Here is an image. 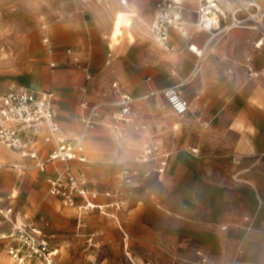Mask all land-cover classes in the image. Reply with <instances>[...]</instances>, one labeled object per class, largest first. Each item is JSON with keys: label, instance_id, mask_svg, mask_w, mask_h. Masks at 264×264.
Returning <instances> with one entry per match:
<instances>
[{"label": "rangeland", "instance_id": "obj_1", "mask_svg": "<svg viewBox=\"0 0 264 264\" xmlns=\"http://www.w3.org/2000/svg\"><path fill=\"white\" fill-rule=\"evenodd\" d=\"M57 1L0 0V95L11 86L26 87L37 91L53 93L56 113L89 112L81 107L83 101L89 102V107L98 106L96 109L98 116L101 115V112H109L105 118H102L105 120L104 122L99 121L97 117L94 118L92 126L87 131L84 145L86 162L83 164L79 162L71 163V166L81 174L83 179L95 185L100 184V186H105L108 182L116 180L115 178L123 167L145 172L139 166V160L140 158L142 160V157H139L138 160L129 159L123 162L107 158V154H110L109 152L114 151V153H119L132 139L138 138L130 129L126 130L125 136L120 141H115L111 136V130H114V127L118 125L115 120L118 116L117 97L113 94L112 87L115 82H120L128 91L141 96L150 94L152 91H158L155 96H151L144 106L142 105L141 107V112L145 116L143 121L147 125V132L145 134L148 139L158 138L161 132L172 130L173 135L177 138L189 137L190 144L188 148L190 149L195 145L198 146L202 131L215 134V129L211 126L212 116L219 112H229L228 110L230 109V112L234 113L230 117L225 118V124L227 123L231 126V130L225 132L226 136L231 139L237 138L238 135L244 137L255 152V154L251 155L252 158L264 156L263 106H261V110H257L256 112L257 129L249 127V114L252 110L248 105V93L246 90L248 85L255 81L250 79L247 66L245 80L234 90L230 80L233 75L231 69H226L224 72L225 76H222V73H220L219 75H215L214 78L208 79L204 71V63L210 58V50L207 52L205 57L199 61V65L203 66V86L201 99L196 108V113L202 115V121L198 124L202 131H197L191 135L186 134V127L187 123L190 122V118L186 117L184 120H181L173 115L161 93V90L170 83H179L177 78L172 75L173 67H177L179 73L187 77L184 80L185 85L191 81L192 75L190 76V72L192 64L190 63L187 72L184 71L185 66H180L182 63L188 61L183 46L175 45V52L173 53L177 54V58L171 62L169 67L167 66L163 69L159 78L151 79V81H148L150 75L147 71L144 75L142 71H136L133 66L131 68L127 67L126 70L124 68H116L125 55L126 45H132L136 40L134 28L138 26L145 27L150 32L149 27L157 12V7L152 14L151 6L142 0H128L127 6H123L121 0H117L118 7L117 10H114V13L112 12V19L113 17L114 19L108 33L95 34L82 20V28L80 29L82 33L76 41L77 46H70L59 51L60 35L56 20L58 14ZM74 1L79 4L83 3L80 0ZM113 4V0H107L104 6L99 7L109 12ZM81 9L79 7L78 10L74 11L76 19L80 16L82 17ZM48 11L53 17L49 18L47 16ZM72 11L70 10L67 14L70 16ZM133 11L137 16L133 17L132 28L125 31L121 26H124V23L122 24L120 19L116 20L115 14L119 13L120 18L122 16H131ZM140 19L145 20L148 23V27L141 23ZM187 21L192 39H199L202 33L194 26L195 20L189 21L187 19ZM42 25L48 26L47 33L53 44L52 50L43 43L44 31ZM220 39L218 40L220 41ZM72 42L73 40H71L70 44H73ZM183 42L186 44L185 40ZM217 42L212 41L211 49H213ZM200 43H204V41ZM89 48L92 51L91 57L84 58L81 66L72 63L70 59L64 56V53L68 56L67 50L69 49L85 54L84 50ZM161 51L164 52L163 50ZM109 53L112 55L111 57ZM96 62H98L97 67L92 66V63ZM52 63H55V66H52ZM68 70H75V72ZM125 72H132L131 78H119L120 73L124 74ZM25 73L30 74L31 80L29 82L18 80L17 76ZM100 76H103V79L95 83V79H98ZM88 77L90 79L92 77V79L89 80ZM153 81L155 85H153ZM143 86L146 88L144 91L141 89ZM196 86H198V82L194 81L190 86H183L181 89L185 91L184 88H187V93L193 96ZM259 86L262 88L260 84ZM237 96L241 97L240 103L235 101ZM154 101H157V104L155 108H152ZM62 104L67 106L66 110L62 109ZM136 111L139 112V110ZM147 117L151 121H148ZM78 119L80 127L77 131L83 128L82 119H84V116L82 113ZM168 121H171L169 125L166 123ZM151 122L162 125L163 131L160 133L154 131ZM100 124H103L102 126L105 127L104 131L106 132H100ZM177 124L179 126L174 129ZM110 142L117 144L118 151L117 148L113 150ZM0 149L1 153L7 152L11 156V159H0V200L8 203V197L12 193L16 194L17 198L12 202L16 206L15 214L17 217H19V213L29 214L32 220L28 223L39 227L50 243L59 248L60 253L56 258V264H154L149 259L150 253L145 250L146 246L138 242V226L143 222L150 227H152L153 223L169 222L170 218H167L166 215L192 224L200 223L198 220L191 222L178 216H172L166 212L160 198L162 195H168V190L164 189L163 185L165 176L162 178V181L152 176L142 179L139 181V187L136 189H131L124 185L120 186L122 190H128V193H124L125 206L122 214H120V223L115 224L107 215L97 211L80 214L76 209L65 207L60 198L54 197L49 193V180L55 175L46 178V180L38 179L40 171L34 167V164L27 165L22 163L23 158H19L18 161L17 159L15 160L16 156L21 157L22 154L16 151L13 152L1 145ZM40 149L38 147L40 158H47L50 152L41 156ZM165 153L170 152L167 151ZM236 154L242 158L243 163L245 160L247 165H245V168H249L250 166L248 165L252 162L249 161V154L241 151L233 153V155ZM98 157L99 159H96ZM49 165L51 164H48V168ZM62 166L61 169L64 168L63 164ZM115 166H118L117 169L108 175L107 179L101 178L104 168H115ZM12 169H16V175L12 176L9 174V172H13ZM19 173H21L20 176H18ZM248 175L249 172L243 173L241 181L236 182L232 179V169H230L226 181L233 184H243L249 188H253L252 185H255L262 192V188L251 181ZM195 184L192 179H189L185 182V185L182 182L178 183L175 190L179 191L180 195H183L185 191H191ZM118 185L119 182L116 180L115 187L113 188L118 187ZM97 188L101 191H106L103 188ZM258 199L264 200L261 194ZM101 200H105V198L100 197L99 201L101 202ZM202 204L206 205L205 200H203ZM165 213L166 215H164ZM245 217H249L250 221L241 223L238 219L236 221L235 216H233L232 221L229 222L242 225L244 236L248 234L256 235V241H254L253 249H250L249 254L254 256L253 260L241 259V256L248 255V248L243 242L238 245H228L226 242L224 245H221L216 254L211 253L209 248L200 242H196L187 246V249L192 252L189 259L184 261L179 259V250L177 249L176 259L173 258L170 261L171 257L167 251L161 250L166 254V258L163 261L155 262V264H264V229L255 228L253 216H243V218ZM227 223L215 220L212 222V227L215 229V232L224 233L223 235L228 232V239L231 240L234 237L232 234H229L231 229L227 231L222 229ZM6 229H8L7 224L0 213V235L5 234ZM91 234H96L99 241H101L99 242V246H93L88 243V240L86 241ZM126 234L131 235L132 238L134 251L132 259L124 253L122 239ZM8 245V240L0 238V264H18L9 253ZM176 247L178 248V245ZM199 252H202L203 256H200ZM25 264L40 263L33 260Z\"/></svg>", "mask_w": 264, "mask_h": 264}, {"label": "crops", "instance_id": "obj_2", "mask_svg": "<svg viewBox=\"0 0 264 264\" xmlns=\"http://www.w3.org/2000/svg\"><path fill=\"white\" fill-rule=\"evenodd\" d=\"M114 4L112 9L107 12L106 10L100 8L99 6H104L105 4H98L96 2H89V3H82L79 4L74 0H58V14L56 16L57 26L59 31V51H62L64 48H69L77 46L76 41L82 31V20L83 23L90 27L92 32L95 34L106 32L108 33L111 29L113 19H112V12L117 10L118 3L117 0H113ZM144 3L151 6V13H154V10L158 6V3L161 0H142ZM186 5V18L189 21H193L196 19V10L198 6L197 0H184ZM255 1L264 6V0H250ZM128 0H126V4L122 3L123 6H127ZM81 9L82 17H78L76 19L75 10L78 8ZM72 8V9H71ZM60 9V10H59ZM70 10H73L71 13V17L67 14ZM122 12H130V11H122ZM134 13V11L132 12ZM117 14V13H116ZM116 20L120 19V22L127 23L132 26L133 24V17L136 16H122L119 18V13L116 15ZM47 16L49 18L53 17L52 14L48 11ZM123 26V25H121ZM192 26V25H191ZM123 28V27H122ZM132 27L123 28L125 31L130 30ZM150 29V27H149ZM201 32V36L199 39H192L186 40L180 36L178 32L171 33V44L173 46L172 51H165L160 48L156 42L154 41L151 32L147 28H142L140 26L134 28V33L136 40L132 45H126V52L123 56L121 63L119 64V68H124L126 70L127 67L131 68L134 67L136 71H142L145 75L146 71L150 75L148 81L151 79H157L161 76L162 71L165 67H169L171 62L177 58V54L175 52V45L183 46V49L186 51V56L188 61L182 63L180 66H185L184 71L187 72L190 67V63L192 64V70L190 72L192 84L194 81L198 82V86H196L194 95L191 96L187 90L184 88L185 96L193 102V105L188 113L184 116L180 117L175 115L172 110V114L175 115L177 118L184 120L186 117L190 118V122L187 123L186 127V134H192L195 132H201L202 129L198 126L201 123L202 118L200 113H196L197 106L199 104V100L201 99L202 95V86H203V66L201 67V71L198 75L195 73V65L197 62V56L194 52L189 49L190 45H194L199 49L203 50V57L207 54L210 50L209 56L210 58L205 61L204 63V71L206 76L209 78H214L215 75H219L222 73V76H225L224 72L226 69H231L233 73L232 78L230 79L233 85V88L239 87L240 84L245 80V72L247 67H251L256 71H264V46L260 51H256L254 49V44L258 40V33L253 32L247 29H235L229 34L225 36H220L217 38H211V35L208 32ZM221 38V39H220ZM222 40V42H220ZM71 40H73V44H70ZM183 40L186 41L184 44ZM204 43H200L203 42ZM212 41H218L217 44L211 49ZM188 49V50H187ZM163 50L164 52H162ZM86 53H81V58L84 61L88 56L91 57V49L84 50ZM168 53V54H167ZM135 54V55H134ZM111 54L109 53V56ZM64 56L72 61V59L68 56ZM112 56V55H111ZM62 59V58H59ZM250 59V61H249ZM73 63V62H72ZM185 64V65H183ZM98 62L92 63V66L97 67ZM247 66V67H246ZM122 70V69H120ZM65 71V70H64ZM70 72H75V70H68ZM122 72V71H121ZM132 73V72H131ZM130 72H125L124 74L120 73L119 78L129 79L131 78ZM179 73L177 67H173L172 75L177 78L178 84L181 81H184L187 77L181 75ZM163 76V75H162ZM18 80L23 82H29L31 80L30 74H20L17 76ZM165 79V77L163 76ZM89 80L91 79L88 77ZM103 79V76H100L98 79H95V83L100 82ZM88 80V81H89ZM255 82H251L246 92L248 93V105L252 112L249 114V127H253L257 129V117L256 112L257 110H261V106L264 107V87L260 80L251 79ZM122 90L128 94L136 96L138 98L137 101V112L136 118L130 126H125L123 129L119 130V136H114L113 133H117L115 129L118 126L114 127V130H111V136L115 141H120L125 136L126 130L130 129L133 133L138 136V138L132 139L125 147H123L119 153H114V151L109 152L107 154V158L115 159L120 162L125 160H138L140 158V165L141 168L145 171L148 169H152L157 166V162H143V150L147 143H154L157 148L158 152L162 155L168 156V166L164 174L157 175L153 174L152 177H156L159 181H162V178L165 176L164 181V189L168 190V195H162L160 198L162 200V204L166 209L168 214L170 213L172 216H178L184 218L188 221H195L198 220L200 223L192 224L188 223L183 220H178L177 218H171L170 216L166 217L170 218L169 222H158L153 223L152 227L148 226L144 222L138 226V242L141 245L146 246L145 250L150 253L149 259L155 264V262L163 261L166 258V254L161 250L167 251L170 255V261L176 257L177 249L179 250L178 256L181 260H187L191 257L192 252L187 249V246H190L192 243L200 242L202 245L209 248L210 252L216 254L220 249L221 245H224L226 242L228 245H238L242 242L248 248V255L241 256V259L245 260H253L254 256L249 255L250 249H253V244L256 241V235L248 234L244 236L242 229L244 230L242 225L237 223L229 222L232 221V217L235 216V220H239L241 223H245L243 220V216H253L254 223L253 225L255 228H263L264 229V200L258 199L260 194L261 197L264 198V156L261 158H252L251 155L255 154L253 147L246 142L244 137L238 135L237 138L231 139L230 137L226 136L227 131L231 130V126L229 124H225V118L230 117L234 112H219L212 116L211 122L212 127L215 129V134H209L205 131H202L200 134V139L198 142V146L188 148L189 137L188 138H177L173 135V131L169 130V132H161L162 125L151 122L154 131L161 132L164 134H160L158 138H147L145 134L147 132V125L144 123L145 116L144 113L141 112L142 105L146 103L151 96H155L158 91H152L150 94L147 95H139L134 92L128 91L120 82ZM155 85L154 81L152 82ZM188 83L184 85V87H188L191 84ZM262 86V88L259 86ZM177 85V83L173 82L170 83L168 86ZM166 86V87H168ZM165 87V88H166ZM161 90V93L165 89ZM143 91L146 89L144 86L141 88ZM196 92H199V98H195ZM114 94V90H113ZM116 96V95H115ZM117 97V96H116ZM162 97L165 99L162 93ZM166 101V99H165ZM237 103L241 102V97L237 96L235 99ZM86 102L83 101L82 104ZM157 102V101H156ZM155 101L153 102L152 108L156 107ZM89 103V102H88ZM81 104V107L85 109ZM167 104V101H166ZM62 109H67V106L64 104L61 105ZM170 108V107H169ZM102 110V109H101ZM100 110V111H101ZM59 113V115H58ZM57 117L60 121L61 125L72 135H77L82 132L84 128V119L83 121V128L79 131L78 128L80 127L79 116L82 115L86 116L88 112H58ZM107 113L109 112H101V115H96L97 119L101 122H104L102 118H105ZM144 116V118H143ZM95 117V118H96ZM103 120V121H102ZM116 120V118H115ZM148 121H151L150 118L147 117ZM198 123H197V122ZM171 121L166 122L168 125ZM227 122V121H226ZM197 123V124H196ZM222 123V124H221ZM99 130L100 132L104 131L103 124H100ZM179 125H175V128ZM183 126V125H182ZM170 129V128H169ZM173 129V128H171ZM47 133L46 129H43L40 138L37 143V149L41 146V156H44L48 152H52L54 150V145L50 143H46L44 141V136ZM111 147L113 150L117 148V144L110 142ZM1 146L7 148L6 146L0 144ZM122 147V145H121ZM198 148V152L194 153L192 149ZM11 150V149H9ZM142 150V154H141ZM13 151V150H12ZM118 151V148H117ZM169 151L170 153H165ZM243 152L249 154L250 158L248 166L249 168H245V160L243 163L242 158L236 154L241 160V169L244 173L249 172V178L251 181L257 184L262 188L261 190L257 189L255 185H252L253 188H249L243 184H233L228 183L226 181L230 169L233 168L232 164V156L233 153L236 152ZM14 152V151H13ZM234 156V155H233ZM11 159L9 153H1L0 149V159ZM22 159V163L24 164H33L34 162L29 160L28 158L24 157H15V160ZM96 159H99L96 158ZM77 162V161H75ZM80 163V162H79ZM21 164V163H20ZM83 164V163H82ZM52 165V166H51ZM47 167L45 172H40L38 175V179L46 180V178L54 176L56 172L61 169L62 163H53ZM51 166V167H50ZM247 166V165H246ZM118 166L115 168H104V172L102 174L103 179H107L110 175L117 169ZM129 167H123L122 170ZM134 169V168H131ZM13 172H9L10 175H16V169H12ZM21 173L18 174L20 176ZM118 174V175H119ZM0 175H1V167H0ZM118 177V176H117ZM117 177L115 178L117 180ZM193 180L196 184L191 189V191H185L183 195H180L179 191L175 190V187L178 183L185 185L187 180ZM116 180H112L108 182L105 186H100V184L93 185L100 187L103 190H111L114 189ZM55 197V196H54ZM16 194L12 193L8 197V203L3 202L0 200V213H4L5 210L9 207H12L15 211L16 206L13 205V200H15ZM1 199V198H0ZM203 200H205L206 205L204 206ZM107 203L108 200H101V203ZM204 206V207H203ZM72 209V208H69ZM3 211V212H2ZM122 214V213H121ZM15 216H17L15 214ZM19 223H28L31 222L32 218L29 217V214L19 213V217L17 218ZM215 220H220L222 222H228L223 227H227L231 229L229 234H232L234 237L231 240L228 239V232L225 235L220 234L219 232H215V229L212 227V222ZM117 224L116 222H114ZM7 228L5 231L11 230V224L8 222ZM123 226V225H122ZM39 228V227H37ZM40 229V228H39ZM41 230V229H40ZM42 231V230H41ZM225 231V230H224ZM43 232V231H42ZM44 234V233H43ZM228 240V241H227ZM87 241V239H86ZM99 239L96 237L95 245L99 246ZM123 248L124 253L132 259L133 257V244L131 235H124L123 239ZM178 245V248L176 247ZM176 259V258H175ZM57 260V259H56ZM100 264V263H99Z\"/></svg>", "mask_w": 264, "mask_h": 264}, {"label": "built area", "instance_id": "obj_3", "mask_svg": "<svg viewBox=\"0 0 264 264\" xmlns=\"http://www.w3.org/2000/svg\"><path fill=\"white\" fill-rule=\"evenodd\" d=\"M46 1V0H42ZM83 3L96 2L105 4L107 0H80ZM196 19L194 26L198 31L208 32L211 38L225 36L235 29H250L258 33V40L254 49L260 51L264 46V6L255 1L244 0H197ZM125 4L126 0H122ZM186 5L184 0H161L157 12L150 26V32L156 44L165 51H172L171 33L178 32L181 37L191 40L186 18ZM44 36L43 43L52 50V41L47 33L48 26L42 25ZM189 49L197 56L195 73L201 71L199 61L204 53L202 49L190 45ZM67 55L72 62L81 66L83 60L77 50H67ZM250 61V59H249ZM55 66V63L51 64ZM250 79L260 80L264 87V71H256L248 67ZM184 81L171 85L163 90L167 105L177 116L188 113L193 102L188 99L184 91ZM117 96L118 124L113 133L119 136V130L130 126L136 118L138 98L124 92L117 82L112 85ZM195 98H199L196 92ZM82 106L89 112L84 118V128L77 135L70 134L57 118L54 94L51 92L37 91L26 87L11 86L0 95V144L19 152L24 157L33 161L34 167L40 172H45L48 164L62 163L64 168L58 171L49 180V193L60 198L67 208L76 209L80 214L101 212L116 223H120V214L125 206V194L121 185L136 189L139 181L151 177L154 173L162 175L168 166V156L158 152L154 143H147L143 149V162H157V166L149 171L142 172L138 169L125 168L117 177L118 187L112 190L101 191L71 166L72 162H86L84 154L85 138L88 129L96 117L98 106L89 107L88 102ZM43 129L47 130L44 141L54 145V150L45 159L40 158L37 143ZM194 153L198 148L192 149ZM232 179L240 182L244 171L238 156H232ZM100 197L108 200L101 203ZM3 212V211H2ZM5 223L11 224V230L0 235L1 239L9 241V253L18 264H25L33 260L40 264H56L60 250L53 246L49 239L32 223L18 221L15 211L9 207L2 213ZM244 222L250 218L245 217ZM226 230L227 227H223ZM96 234L88 236L89 244L95 245ZM203 256L202 252L198 253Z\"/></svg>", "mask_w": 264, "mask_h": 264}, {"label": "bare ground", "instance_id": "obj_4", "mask_svg": "<svg viewBox=\"0 0 264 264\" xmlns=\"http://www.w3.org/2000/svg\"><path fill=\"white\" fill-rule=\"evenodd\" d=\"M125 4H126V3H125ZM131 16L133 17V16H137V15H136L135 13H133ZM140 22L143 23L145 26L148 27V23H147L145 20L140 19ZM122 27H123V28H128V27H131V25H129V24H127V23H124V26H122ZM110 57H111V55H110Z\"/></svg>", "mask_w": 264, "mask_h": 264}]
</instances>
